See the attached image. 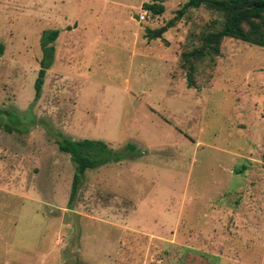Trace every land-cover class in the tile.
I'll return each mask as SVG.
<instances>
[{"label":"rangeland","instance_id":"rangeland-1","mask_svg":"<svg viewBox=\"0 0 264 264\" xmlns=\"http://www.w3.org/2000/svg\"><path fill=\"white\" fill-rule=\"evenodd\" d=\"M184 1L0 0V264H264V49L222 39L187 88L180 53L220 18ZM59 136L118 156L69 202Z\"/></svg>","mask_w":264,"mask_h":264},{"label":"trees","instance_id":"trees-1","mask_svg":"<svg viewBox=\"0 0 264 264\" xmlns=\"http://www.w3.org/2000/svg\"><path fill=\"white\" fill-rule=\"evenodd\" d=\"M141 7L149 10L151 15H157L163 11L162 5L159 4H142ZM200 7L219 16L220 21L214 19L211 24L212 27L205 26L198 34V45L180 53V66L186 70L185 83L187 88L194 85L195 63L202 61L205 57L217 56L222 39L229 38L264 49V0H185L174 19L179 18L187 9ZM58 32V30H49L42 31L40 34L39 69L32 84L34 99L39 95L44 72L49 68L54 52L52 43ZM151 33L153 31L149 34ZM3 119L9 123H16L15 117L9 111H0V121ZM7 125L0 123V127L10 131ZM59 138L56 141L57 149L68 155L74 169L70 184L69 202L76 193L80 183L79 179L84 171L95 169L108 161H115L118 156L114 158L115 154L113 155L111 151L106 149L104 143L99 141L70 140L62 136ZM122 152L134 154L136 150L134 145L125 144L118 154ZM261 161L264 163V151L261 154Z\"/></svg>","mask_w":264,"mask_h":264},{"label":"built area","instance_id":"built-area-1","mask_svg":"<svg viewBox=\"0 0 264 264\" xmlns=\"http://www.w3.org/2000/svg\"><path fill=\"white\" fill-rule=\"evenodd\" d=\"M149 16H150L149 10L142 9L140 10L139 13H137L135 17L137 22H143L146 21L149 18Z\"/></svg>","mask_w":264,"mask_h":264},{"label":"water","instance_id":"water-1","mask_svg":"<svg viewBox=\"0 0 264 264\" xmlns=\"http://www.w3.org/2000/svg\"><path fill=\"white\" fill-rule=\"evenodd\" d=\"M134 19L136 20V17H135V16H134ZM164 31H165V28L162 27V28L158 29V30L152 35V37H153V38L159 37L160 34H161L162 32H164Z\"/></svg>","mask_w":264,"mask_h":264},{"label":"crops","instance_id":"crops-1","mask_svg":"<svg viewBox=\"0 0 264 264\" xmlns=\"http://www.w3.org/2000/svg\"><path fill=\"white\" fill-rule=\"evenodd\" d=\"M132 18L134 19V15L132 16ZM135 20V19H134ZM136 21V20H135ZM137 22V21H136Z\"/></svg>","mask_w":264,"mask_h":264}]
</instances>
